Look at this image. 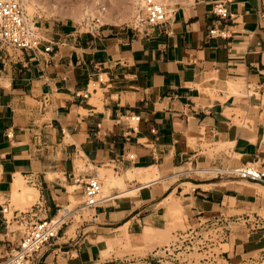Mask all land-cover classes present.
Masks as SVG:
<instances>
[{
  "label": "crops",
  "instance_id": "1",
  "mask_svg": "<svg viewBox=\"0 0 264 264\" xmlns=\"http://www.w3.org/2000/svg\"><path fill=\"white\" fill-rule=\"evenodd\" d=\"M216 1L232 16L214 14ZM73 27L62 21L46 31L50 52L0 51V263L18 239L4 222L17 209L16 172L37 188L41 216L68 200L76 174L107 166L117 174L109 197L63 224L34 264H109L116 251L103 258L102 248L112 232L143 237L149 229L165 240L182 225L230 224L264 209V183L214 170L264 169V0H195L140 32ZM168 197L180 203L182 225ZM173 220L178 226L164 232Z\"/></svg>",
  "mask_w": 264,
  "mask_h": 264
},
{
  "label": "rangeland",
  "instance_id": "2",
  "mask_svg": "<svg viewBox=\"0 0 264 264\" xmlns=\"http://www.w3.org/2000/svg\"><path fill=\"white\" fill-rule=\"evenodd\" d=\"M20 1L23 3V0ZM194 1L168 0L165 7L170 15L175 7L193 3ZM33 3L34 9L31 17L34 20H38V25L43 34L62 21L73 23V28L78 31H85L90 35L96 36L99 33L112 31L140 32V30L144 31L152 27L146 26L140 28V30L133 27L136 9L131 10L129 7L137 6L134 4L135 0H34ZM95 3L99 8L105 7V12H111L109 15L113 19L99 20L97 16L90 15ZM86 10L89 12L88 16L84 14ZM1 50H4V48ZM238 88L243 90V83L239 84ZM219 148L220 146H217L216 150ZM84 164V159H75L77 168H84ZM107 167L109 168L102 167L99 169L98 175H96L101 181L100 196L104 197L109 196L112 189H114L109 188V179L113 177V174L117 175L112 171L111 166ZM201 174L203 173L201 172ZM103 184L107 186L105 185L106 187H104ZM68 186L69 191L72 189L68 200L57 208H63V206L68 207V209L75 208L76 212L71 213L70 218H66L65 221L73 219V222H78L82 216L87 215L89 210L87 207H83L80 184L78 186L76 184ZM125 188L126 185L120 189ZM261 189L264 188L262 187ZM73 190L76 193L71 196ZM12 199L13 196L11 194V207H16L17 209H26L37 201V197L23 203H15L17 201L14 202V199ZM165 201L166 206H168L171 203L170 197L166 198ZM12 211V208H10L7 216H11ZM60 213H62V210ZM173 217L177 218L180 225H182L181 217L178 214H173ZM221 222V219L217 222H210L209 219H205L199 225L189 229L182 225L183 230H180L178 235L170 236L168 233L165 240L161 239V237H156V232L149 229L146 230L147 234L150 235H148L149 237L147 235L143 237L130 235L127 230L115 231L111 233L112 238L105 240L106 247L102 248V257H109L111 251L115 250L117 260L109 262V264H264V209L254 213L252 218L247 215L240 219H233L230 224ZM166 225L167 229H164V232L168 231L169 228L177 227L178 223L173 220L170 225L169 223H166ZM161 233L163 232L161 231ZM156 239L159 240L157 242L159 246L155 247V244L147 245V243ZM151 249H154L152 253L155 252V254L151 259H148L146 255L150 254L146 253ZM128 255L133 256L124 260V257H128ZM137 257L140 258L138 259ZM135 260H138V262H135ZM31 264H34V262Z\"/></svg>",
  "mask_w": 264,
  "mask_h": 264
},
{
  "label": "built area",
  "instance_id": "3",
  "mask_svg": "<svg viewBox=\"0 0 264 264\" xmlns=\"http://www.w3.org/2000/svg\"><path fill=\"white\" fill-rule=\"evenodd\" d=\"M212 10L220 18L232 16L224 1H216ZM169 17L163 0H141L136 6L133 27L140 30L146 26L162 25ZM215 31L214 28L210 29L211 34ZM3 48L5 51L12 49L32 52L40 50L50 52L53 49L51 41L41 32L38 20L29 17L20 0H0V49ZM7 134L10 136L11 132ZM133 156L134 154H129V158ZM214 170L216 173L225 172L264 183V169L255 164L246 163ZM73 180L79 183L82 189L83 207L95 206L109 197L100 196L101 181L96 175L83 177L76 174ZM1 210L8 212V203L1 206ZM58 210L51 216H41L39 212L43 211V205L36 201L26 209H14L11 216H4L6 233L17 235L18 239L11 247L9 255L0 264L33 263L44 245L57 237L62 225L66 223V218H70V214L76 212V209L72 208L58 215Z\"/></svg>",
  "mask_w": 264,
  "mask_h": 264
},
{
  "label": "bare ground",
  "instance_id": "4",
  "mask_svg": "<svg viewBox=\"0 0 264 264\" xmlns=\"http://www.w3.org/2000/svg\"><path fill=\"white\" fill-rule=\"evenodd\" d=\"M141 0H135V3L134 4H136L137 5V3H139ZM168 0H163V4L165 5L166 4V2H167ZM191 1V0H190ZM34 0H23V6H24V8H25V10H26V12H27V14L31 17V14H32V12H33V9H34ZM97 3V2H96ZM95 3V5H93V7H92V12L90 13V15H94V16H97L98 18H99V20L100 19H102V20H109L111 17H110V15H109V13H111V12H109L108 13V11L107 12H105L106 10H105V7H98L97 6V4ZM92 4H94V3H92ZM91 4V5H92ZM132 6V5H131ZM131 10L132 9H136V6L134 5V6H132V7H129ZM91 9V8H90ZM110 11V10H109ZM73 12H76V11H73ZM84 14L85 15H89V12H88V10H86V11H84ZM80 16V15H79ZM118 16V15H117ZM111 19H113V17L111 18ZM227 84L231 87V88H233L234 90H237V88L239 87V84L237 83V82H233V81H228L227 82ZM238 91V90H237ZM239 92V91H238ZM193 141H194V139H193ZM13 177L11 178V183H12V185H11V194H12V196H13V199H14V202L15 201H17V202H15V203H23V202H27V201H29V200H31V199H33V198H35V197H37L38 196V190H37V188L36 187H34L33 185H28V184H26L25 183V181H24V179H23V176L19 173V172H16V173H14V175H12ZM153 176H154V174H153ZM140 178L138 179L139 181H145V180H148V179H150L151 178V174H149V175H143V177H141V176H139ZM106 183V182H105ZM77 186H78V184L77 183H75ZM104 185V184H103ZM106 185V184H105ZM104 185V187H106ZM260 188H262V186H259ZM70 188H72L71 186H70ZM68 189H69V186H68ZM104 189V188H103ZM130 189V188H129ZM105 190H106V188H105ZM72 191V189L70 190V192ZM106 193V192H105ZM72 196V195H71ZM12 199V200H13ZM178 199V198H177ZM66 209H68V207H66V206H63V208H59V210H58V215H60L61 213V210H62V212H64ZM177 209H181V206H180V203L177 201V200H175V202L174 203H172L171 205H169L168 206V212H170V214H177L176 212V210ZM181 217V216H180ZM143 234H145L144 236H146L147 235V237H149L150 235L149 234H147V231H145V233H143ZM149 235V236H148ZM143 239V238H142ZM103 252V251H102Z\"/></svg>",
  "mask_w": 264,
  "mask_h": 264
}]
</instances>
